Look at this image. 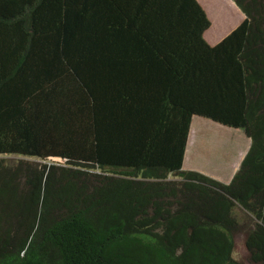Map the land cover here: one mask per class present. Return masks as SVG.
Instances as JSON below:
<instances>
[{"label": "trees", "instance_id": "obj_1", "mask_svg": "<svg viewBox=\"0 0 264 264\" xmlns=\"http://www.w3.org/2000/svg\"><path fill=\"white\" fill-rule=\"evenodd\" d=\"M233 1L210 45L198 0H0V264H243L241 216L264 264V0ZM194 117L251 140L229 183L183 169Z\"/></svg>", "mask_w": 264, "mask_h": 264}, {"label": "rangeland", "instance_id": "obj_2", "mask_svg": "<svg viewBox=\"0 0 264 264\" xmlns=\"http://www.w3.org/2000/svg\"><path fill=\"white\" fill-rule=\"evenodd\" d=\"M218 0H200L201 5L208 9L212 13L214 8L213 6L217 3ZM235 5L228 6L225 5L222 10L225 12L224 17H219L214 13V18L218 17L219 24L222 23V19L227 20L225 31L227 32L229 28L235 23L239 22L238 12L239 10L235 9ZM229 18L231 19L229 21ZM211 20V18L209 17ZM214 20V19H213ZM212 21V20H211ZM221 22V23H220ZM214 26L218 28V23L216 20L213 21ZM224 24V23H223ZM235 27V26H234ZM233 27V29H234ZM224 31V32H225ZM205 40L212 45V40L210 36H204ZM250 147V140L244 134L241 129H233L223 125H218V123H213L210 119L197 117L194 118L192 124V134L191 141L188 144V154L187 161H184V169H188L190 164H193L198 171L205 172V170H211V166L214 164L219 167V165H226L229 162L237 161L239 157L246 156L248 149ZM244 156V158H245ZM189 157L191 160L189 161ZM243 158V159H244ZM8 162L17 163L20 159L18 156H6ZM186 159V157H185ZM30 162L39 164L52 165L60 162L59 159H49V160H40L28 158ZM242 160V159H241ZM243 161V160H242ZM218 162V163H217ZM60 164V163H59ZM231 164V163H229ZM228 164V165H229ZM185 165L187 167H185ZM241 165V164H240ZM222 171V170H221ZM230 182V181H229ZM241 212L237 210V216ZM244 220V224L239 227L238 231L235 233L234 242L235 247L233 251V258L243 264H252L250 261V255L246 248V236L248 230L253 226L254 221L249 217L241 216Z\"/></svg>", "mask_w": 264, "mask_h": 264}, {"label": "crops", "instance_id": "obj_3", "mask_svg": "<svg viewBox=\"0 0 264 264\" xmlns=\"http://www.w3.org/2000/svg\"><path fill=\"white\" fill-rule=\"evenodd\" d=\"M200 2V0H198ZM201 4V3H200ZM225 5H228V6H233L235 5V9L236 10H239L238 12V16H239V22L235 23L234 25H232L229 30L226 32L225 31V27H226V22L229 23L227 20L225 19H222V23L219 24V21H218V17L217 18H214V13H215V17H216V14L219 16V17H224V11L222 10V8L225 6ZM212 8H214V11H213V15L211 12H209L208 9L204 8L205 11L207 12L208 14V17L211 18V27L205 32L204 36H207L209 35L210 36V39L212 40V45H215L217 43H219L224 37H226L231 31H233L245 18V15L241 12V10L237 7V5L235 4V2L233 0H218L217 3H215L213 6H211ZM221 17V18H222ZM216 20V22L218 23V28H216L214 26V23L213 21ZM231 19L229 18V21ZM224 23V24H223ZM235 26V27H234ZM234 27V29H233ZM225 31V32H224ZM205 38V37H204ZM195 118V117H194ZM199 119V117H197ZM194 122V119L192 121V124ZM213 122V121H212ZM213 123H216V122H213ZM192 124H191V128H190V132H189V137H188V144H190V141H191V134H192ZM219 125V123H218ZM221 125V124H220ZM248 138V137H247ZM249 139V138H248ZM250 140V139H249ZM250 144H251V140H250ZM249 150V149H248ZM187 154H188V145H187V148H186V151H185V157H184V161L186 162L187 161ZM245 156V155H244ZM243 157H239V159L235 162V161H231L229 163L231 164H226V165H219V167H217L215 164L213 166H211V170H205L206 173L204 172H201L213 179H216V180H219L223 183H229V181L232 180L233 176L235 175V173L238 171L239 167H240V164L243 160ZM242 159V160H241ZM191 160V158L189 157V161ZM218 163V162H217ZM184 164V163H183ZM185 167H187L185 165ZM196 167L193 165V164H190L188 169L186 170H194V171H198L197 169H195ZM183 169H184V165H183ZM222 170V171H221ZM200 172V171H198Z\"/></svg>", "mask_w": 264, "mask_h": 264}]
</instances>
